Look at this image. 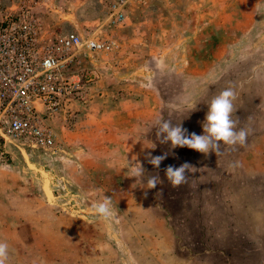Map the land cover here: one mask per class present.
Instances as JSON below:
<instances>
[{
  "label": "rangeland",
  "instance_id": "1",
  "mask_svg": "<svg viewBox=\"0 0 264 264\" xmlns=\"http://www.w3.org/2000/svg\"><path fill=\"white\" fill-rule=\"evenodd\" d=\"M122 11L111 22L106 0L2 6L0 19L111 42L66 67L79 81L49 117L53 146L0 155L2 226L8 210L16 217L0 228L6 264H264V0H127ZM225 88L250 131L244 146L205 158L160 143L161 118L203 134ZM165 153L159 168L148 163ZM138 162L144 177H130ZM183 162L196 169L174 189L164 170ZM103 195L109 219L93 214Z\"/></svg>",
  "mask_w": 264,
  "mask_h": 264
},
{
  "label": "built area",
  "instance_id": "2",
  "mask_svg": "<svg viewBox=\"0 0 264 264\" xmlns=\"http://www.w3.org/2000/svg\"><path fill=\"white\" fill-rule=\"evenodd\" d=\"M111 22L123 20L127 0H106ZM5 0H0V13ZM111 42L75 31L41 32L32 20L0 19V155L16 148H51L49 117L69 100L78 83L65 72L80 53L109 50Z\"/></svg>",
  "mask_w": 264,
  "mask_h": 264
},
{
  "label": "clouds",
  "instance_id": "3",
  "mask_svg": "<svg viewBox=\"0 0 264 264\" xmlns=\"http://www.w3.org/2000/svg\"><path fill=\"white\" fill-rule=\"evenodd\" d=\"M236 93L232 88H225L218 95L208 102V111L202 123L203 134L189 133L180 123L172 124L171 120L163 118L156 121L157 137L160 143L170 142L172 148L188 147L204 154L207 158L211 153L218 154L221 150V143L235 149L237 145L244 146L250 131L239 127V120L233 119L235 112L234 101ZM194 108V107H193ZM155 145H152L154 148ZM164 155L151 156L148 163L159 168L161 162L166 158ZM195 167L189 162H183L179 166L168 165L165 168V176L172 188H179L188 182L190 173L195 172ZM145 169L138 162V165L131 168L130 177H144ZM148 188L152 189L161 183L158 175L147 178ZM93 214L103 218H111L116 211L111 197L103 195V198L92 206ZM9 245L0 241V264H6L9 258Z\"/></svg>",
  "mask_w": 264,
  "mask_h": 264
},
{
  "label": "crops",
  "instance_id": "4",
  "mask_svg": "<svg viewBox=\"0 0 264 264\" xmlns=\"http://www.w3.org/2000/svg\"><path fill=\"white\" fill-rule=\"evenodd\" d=\"M15 190V189H14ZM15 191H17V190H15ZM2 193V191H0V194ZM6 195V193L5 192H3V194H2V197L3 196H5ZM6 217H7V219H8V221H7V223H5L6 224V226L4 227V226H2V223H1V220H0V228L2 227L3 229H7V230H10L11 228H10V223H9V219H10V217H11V219H14V217H15V214H13V213H11L10 212V210H8L7 212H6ZM10 214H13L14 215V217H12V216H10ZM16 218V217H15ZM121 255H122V253H121ZM120 260H121V258H120ZM125 263V262H124ZM126 264V263H125Z\"/></svg>",
  "mask_w": 264,
  "mask_h": 264
}]
</instances>
